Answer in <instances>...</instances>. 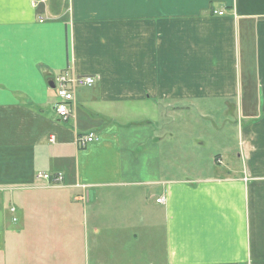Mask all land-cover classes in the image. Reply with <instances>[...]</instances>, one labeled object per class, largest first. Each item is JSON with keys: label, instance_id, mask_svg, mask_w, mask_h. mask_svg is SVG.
Here are the masks:
<instances>
[{"label": "crops", "instance_id": "1", "mask_svg": "<svg viewBox=\"0 0 264 264\" xmlns=\"http://www.w3.org/2000/svg\"><path fill=\"white\" fill-rule=\"evenodd\" d=\"M0 264H264V0H0Z\"/></svg>", "mask_w": 264, "mask_h": 264}, {"label": "rangeland", "instance_id": "2", "mask_svg": "<svg viewBox=\"0 0 264 264\" xmlns=\"http://www.w3.org/2000/svg\"><path fill=\"white\" fill-rule=\"evenodd\" d=\"M223 100L227 102L225 103L226 106L227 104L233 105V103L236 102V113L243 102V99L239 102L240 99L238 98ZM221 102L222 100H217L214 103L208 102V105L205 104L202 107L201 102L196 100L188 104V108H191L190 113L178 117L179 122L194 123L196 125L195 132L202 133L203 137L209 140V143H213L217 139H224L227 145H232L237 139V126H240V124L245 125L247 122H250L245 121L244 118H240L238 115H234L232 110L225 114L226 110L224 106L222 107ZM201 107L205 116H201V113L198 112ZM159 200L161 202L162 199Z\"/></svg>", "mask_w": 264, "mask_h": 264}, {"label": "built area", "instance_id": "3", "mask_svg": "<svg viewBox=\"0 0 264 264\" xmlns=\"http://www.w3.org/2000/svg\"><path fill=\"white\" fill-rule=\"evenodd\" d=\"M45 0H39V2H44ZM219 16L222 12H217ZM94 83V77L90 76H75L73 74H60L55 78V91L58 98V102L55 106V112L58 118L62 121H66L69 116V106L74 103V92L79 87H90ZM95 140L93 134H88L75 138V145L79 148H84L88 144ZM53 142V137L50 139ZM36 179L45 182L46 185L59 184L63 177L62 174H50L46 172H38L36 174ZM82 191V196L79 198L82 202H86L85 193L87 192V187L85 185H77ZM156 202H160L158 199Z\"/></svg>", "mask_w": 264, "mask_h": 264}, {"label": "bare ground", "instance_id": "4", "mask_svg": "<svg viewBox=\"0 0 264 264\" xmlns=\"http://www.w3.org/2000/svg\"><path fill=\"white\" fill-rule=\"evenodd\" d=\"M43 21V20H42Z\"/></svg>", "mask_w": 264, "mask_h": 264}]
</instances>
